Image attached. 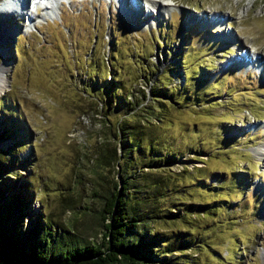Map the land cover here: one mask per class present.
Wrapping results in <instances>:
<instances>
[{
  "label": "rangeland",
  "instance_id": "rangeland-1",
  "mask_svg": "<svg viewBox=\"0 0 264 264\" xmlns=\"http://www.w3.org/2000/svg\"><path fill=\"white\" fill-rule=\"evenodd\" d=\"M41 1L49 7L0 14L11 34L0 42V150L21 163L22 182L7 181L24 190L30 220L64 248L104 241L102 195L119 179L97 161L108 129L92 95L115 80L128 99L144 88L146 103L166 85L172 98L160 95L164 118L144 143L184 153L139 181L163 177L162 207L189 212L149 229L176 233L183 252L170 264H264V0H174L170 12L147 0Z\"/></svg>",
  "mask_w": 264,
  "mask_h": 264
},
{
  "label": "trees",
  "instance_id": "trees-1",
  "mask_svg": "<svg viewBox=\"0 0 264 264\" xmlns=\"http://www.w3.org/2000/svg\"><path fill=\"white\" fill-rule=\"evenodd\" d=\"M118 89L121 87L113 80L108 85H99L97 90L101 92L92 95L96 100V114L108 129L107 137L102 135L97 161L103 166L116 167L119 179L117 183L112 180V188L102 195L104 241L64 248L41 219L31 221L32 216L29 217L24 206V190L11 192L12 182L7 181L8 176L18 175L15 167L21 163H14L12 156L5 155L6 150H0V264H146L155 259L158 262L161 254L166 256L163 262L170 264L172 258H176L172 255L183 252L180 243L173 241L176 237L172 234L176 233L152 231L149 227L153 221H183L182 215L188 209L177 207L175 201L162 207L161 200L167 195L164 193L167 181L163 177L154 175L151 184L145 187H141L139 181L144 168H162L177 162L179 155L184 153L163 154L164 151L158 150L153 142L144 143L147 131L164 118L161 112L165 111V101L160 95H168L169 100L172 96L167 93V86L162 85L157 91L153 89L150 102L144 103V88L136 89L140 100L136 96L133 99L122 97L117 93ZM131 95L133 92L128 96ZM117 107L122 113H115ZM12 109H9L13 111L11 114L16 115ZM6 137L2 138L5 140ZM14 179L22 182V178ZM28 190L29 186L26 192ZM25 218L31 221L28 228H23ZM186 240H189L188 244L196 245L203 241L198 237Z\"/></svg>",
  "mask_w": 264,
  "mask_h": 264
},
{
  "label": "bare ground",
  "instance_id": "bare-ground-1",
  "mask_svg": "<svg viewBox=\"0 0 264 264\" xmlns=\"http://www.w3.org/2000/svg\"><path fill=\"white\" fill-rule=\"evenodd\" d=\"M25 1L29 2L30 0H11L5 4H2L0 7V14H6L8 11H11V13H15V14H18L19 16H23L24 12L21 9H22L23 5L25 4ZM123 2H125V0H123L122 3ZM32 3H34V1ZM147 3L152 8L159 9V10L164 9L166 12H170L171 10H173V8H175L174 0H164L163 2H159L158 0H147ZM43 7L47 8V7H49V5L43 4ZM1 8H3V9H1ZM25 8H27V7H25ZM36 9L38 10L37 7H36ZM6 10H7V12H6ZM151 22L154 23L153 21H151ZM10 35H11L10 32L4 30L3 27L0 26V42H7L8 38L11 37ZM2 74H3V71H2ZM5 86H6V82L1 77L0 78V95L5 90Z\"/></svg>",
  "mask_w": 264,
  "mask_h": 264
}]
</instances>
